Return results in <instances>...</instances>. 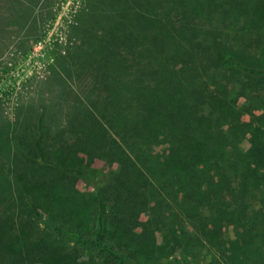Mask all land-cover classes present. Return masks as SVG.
I'll return each mask as SVG.
<instances>
[{"label":"trees","instance_id":"obj_1","mask_svg":"<svg viewBox=\"0 0 264 264\" xmlns=\"http://www.w3.org/2000/svg\"><path fill=\"white\" fill-rule=\"evenodd\" d=\"M247 3L225 0L217 5L224 16L229 13L225 7L248 13L251 19L256 14L252 27L260 28L264 0H254L251 10ZM129 19L109 25L96 46L90 44L78 52L83 53L81 58L69 56V60H78L77 65L72 71L65 70L63 77L70 82L79 79L76 87L86 86L87 94H109L108 98L99 96L100 103L108 105L106 111L70 114L67 132L70 138L80 134L83 144L73 146L58 134L49 145L42 137L39 122L30 123L27 144H21L30 162L27 165L32 162L53 166L71 178L90 179L83 166L68 163L67 157L73 158L78 149H83L81 145L102 150L107 163L125 169L132 165L125 170L128 175H110L102 182L101 173L93 181V223L86 233L47 223L29 198L32 221L20 224L22 242L14 239L18 232L7 239L6 229L13 225L0 223V264H67L81 254L91 264H154L140 256L156 246L154 232L169 243L166 259L159 264H194L174 256L176 249L188 253L204 240L219 248L224 229L230 225L245 243L239 235L242 223L250 232L256 231L264 243V193L259 182L262 177L257 174L259 167L264 168V153L262 148H256L251 159L244 165L240 163L242 152L237 143L243 133L241 116L245 112H239L234 101L233 111L227 113L218 97L225 96V73L259 84L264 81V65L247 64L237 49L246 44H238L237 38L233 43L228 36L221 38L216 30L206 34L205 46H193L192 40L197 37L194 35L187 36L186 43L190 45L186 47L171 46L169 34L154 37L151 25L141 28L145 17L133 26L134 30H125ZM134 32L143 34L142 42ZM149 36L158 43L147 45ZM197 40L201 43L200 37ZM245 87L240 86L237 97L243 95ZM225 116L238 127L239 134H232L236 141L233 145L223 144ZM160 135L167 138L169 146L167 154L153 166L157 157L153 155V144ZM126 178L130 182H125ZM179 195L180 200L176 199ZM146 210L150 218L142 222L141 215ZM62 237L68 239V245L61 243ZM19 244V250L11 249ZM240 251L243 259L237 264H247L249 256L245 250Z\"/></svg>","mask_w":264,"mask_h":264},{"label":"rangeland","instance_id":"obj_2","mask_svg":"<svg viewBox=\"0 0 264 264\" xmlns=\"http://www.w3.org/2000/svg\"><path fill=\"white\" fill-rule=\"evenodd\" d=\"M219 1L225 0H0V72L11 82L2 81V85L0 78V223L7 221L13 225L6 229L7 239H12V234L18 232L14 239L22 242L20 224L24 226L32 221L27 207L29 198L47 223L68 226L80 233L88 232L93 223L92 196L96 178L104 173L102 182H105L110 175H128L125 170L131 169L132 165L125 169L122 165L107 163L102 150L81 145L83 149H78L73 158L69 156L67 159L69 165L85 168L90 179L83 181L65 176L53 166L32 162L27 165L30 162L21 151V144H27V127L35 122L40 123L42 137L49 145L54 143L58 134L73 146L83 144L80 143L83 142L80 134L70 138L67 132L70 114L92 109L106 111L108 105L100 103L99 96L108 98L109 94L100 91L98 95L97 91L95 94L88 92V95L84 91L86 86L82 89L76 87L79 79L70 82L63 74L77 65L78 60H69V56L81 58L83 53L78 52L90 44L96 46L99 37L109 31L113 22H124L125 18H130L128 28H125L130 31L135 29L133 26L140 18L145 17L141 28L151 25L154 28L152 36L169 34L171 46L179 47L190 45L186 39L192 35L197 36L192 40L193 46H205L208 44L206 34L216 30L221 38L228 36L232 43L237 38L238 44L241 41L246 44L237 49L247 64L264 65V22L260 28L252 27L257 15L251 19L248 13H240L236 8L225 7L229 13L224 16L221 6L217 5ZM247 2V8L251 10L254 0ZM185 34L186 37H182ZM135 35L142 42L143 34ZM148 39L147 45L158 43L151 40V36ZM137 45L141 46L140 43ZM7 62L11 63L10 67L6 66ZM224 75L228 81L225 92L222 91L225 96L218 97L227 113L233 111L231 103L236 101V108L241 109L239 112H245L241 116V122L245 124L243 133L239 134L238 127L231 125L227 116L223 117L226 122L223 125L226 133L223 144H235L232 134L237 132V145L242 152L239 154L240 163L244 165L251 159L254 149L262 148L264 153V81L257 84L234 73ZM224 75L220 74V77L225 80ZM14 77L17 80H13ZM242 85L246 89L241 97H237ZM153 146V155L157 156L153 166H156L167 154L168 140L160 135ZM257 174L262 177L259 182L264 193V168L259 167ZM125 182H130V179ZM180 198V195L176 197ZM262 207L264 210V205ZM149 218V210L144 211L141 221L148 222ZM239 235L245 243L230 225L224 229L219 248L204 240L188 253L176 249L174 256L194 264H237L243 259L240 250H245V255L249 256L247 264L256 261L264 264V243L260 235L256 231L250 232L244 223L240 224ZM154 237L157 247L144 250L146 252L140 256L159 264L166 259L169 243L161 240L159 232H154ZM60 240L65 245L69 244L65 237ZM19 247L20 244L11 249L17 251ZM67 264L91 263L81 254L77 260Z\"/></svg>","mask_w":264,"mask_h":264},{"label":"built area","instance_id":"obj_3","mask_svg":"<svg viewBox=\"0 0 264 264\" xmlns=\"http://www.w3.org/2000/svg\"><path fill=\"white\" fill-rule=\"evenodd\" d=\"M6 66L10 67V66H11V63H10V62H7V63H6ZM3 74H4L3 72H0L1 82H2V81H5L6 83L11 84V82H10L8 79H5L4 77H2ZM9 79H10V78H9ZM13 80H17V78L14 77ZM3 84H4V82H2V85H3Z\"/></svg>","mask_w":264,"mask_h":264}]
</instances>
